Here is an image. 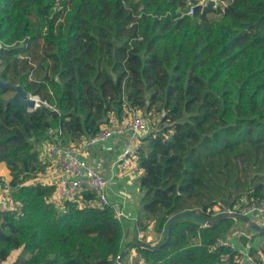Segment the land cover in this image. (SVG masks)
<instances>
[{
    "label": "trees",
    "instance_id": "trees-1",
    "mask_svg": "<svg viewBox=\"0 0 264 264\" xmlns=\"http://www.w3.org/2000/svg\"><path fill=\"white\" fill-rule=\"evenodd\" d=\"M187 1L0 0V74L52 106H15L0 88V163L20 204L0 210V264L18 249L13 264H116L125 229L110 205L60 211L54 186L27 181L45 170L48 129L78 143L129 107L162 114L140 143L136 237L153 222L163 242L185 212L211 222L180 219L166 245H135L144 263H235L238 251L211 249L235 227L213 209L264 200V0L193 15Z\"/></svg>",
    "mask_w": 264,
    "mask_h": 264
},
{
    "label": "built area",
    "instance_id": "built-area-1",
    "mask_svg": "<svg viewBox=\"0 0 264 264\" xmlns=\"http://www.w3.org/2000/svg\"><path fill=\"white\" fill-rule=\"evenodd\" d=\"M209 2H214L217 6L222 1L199 0V3L196 4L194 0H188L186 13L193 15L198 5L206 6ZM35 100L34 108L29 110H35L41 105L52 107L38 96H35ZM155 127L156 123H154L151 112L129 107L127 116L122 120L103 124L99 132L83 137L82 141L78 143L64 144L60 138L61 131L59 129H48V138L39 145L40 163L45 166V170L39 174L49 171V185L54 186V191L48 201L60 211L64 210V204L67 201L77 202L80 207L86 204L94 206L110 205L121 221L128 217V214L120 205L110 200L108 189L115 177L121 176L120 174H127L130 180H138L139 187L140 175L138 174L142 171L139 153L141 139L147 136ZM121 136H125V142L112 159L111 174L103 172L100 165L93 166L88 162L86 155L88 147L103 144L104 149H111L112 141H117ZM10 180L0 175L1 211H13L20 207V204L12 197L13 187L10 185ZM27 183H30V179ZM86 192L93 193L95 199H86ZM123 195L127 199H131L129 193L124 192ZM213 212L214 217H232L235 220V227L232 233L220 236L211 249L215 250L218 246H228L238 251L234 259L235 264H264V251L262 249L264 234L255 231L253 228L250 231L240 227L241 220L248 224L256 223L258 225L264 220V200L251 202L248 198H244L232 207L215 206ZM252 216L253 219H251ZM254 217H258V220H255ZM145 237L148 238L147 242L140 244L143 248L154 247L161 242L155 236L153 227L148 230V233L144 231L138 233L139 240L142 241V238ZM243 239H248L247 244L243 243ZM125 255L123 253L119 255L116 264H145L143 260H137L135 253L131 254L129 260L128 258L125 259ZM228 258L229 255H226L222 257V260L226 261Z\"/></svg>",
    "mask_w": 264,
    "mask_h": 264
},
{
    "label": "crops",
    "instance_id": "crops-1",
    "mask_svg": "<svg viewBox=\"0 0 264 264\" xmlns=\"http://www.w3.org/2000/svg\"><path fill=\"white\" fill-rule=\"evenodd\" d=\"M117 120L114 116L110 118L109 122H116ZM125 142V136H121L117 139V141H112L111 149H104L103 144L91 146L86 149V155L88 162L93 166L100 165V168L106 174H111L110 166L112 163L113 157L120 151L121 146ZM49 171H46L43 174H38L36 177H32L30 179V183H45L49 184ZM143 170L138 174L142 175ZM0 175L4 176L8 180L11 179L10 170L8 169L5 162L0 163ZM115 177V180L112 181V185L109 187V198L112 202L120 205L128 214V217L122 220L124 224V242L122 253L126 254L125 259L130 258L131 254L135 253L137 260H142L141 256L137 252V248L135 247V242H133V238L136 237V223L139 218V210H140V199H141V191L138 187V180H130L127 174ZM124 192H127L131 195V199H127L126 196L123 195ZM258 220V217L255 218ZM1 223V222H0ZM261 227H264V220L259 224ZM154 227V223L152 222L149 226V230ZM154 229V228H153ZM155 230V229H154ZM251 231V230H250ZM133 243V247L130 248L128 244ZM139 245V244H137ZM264 251V245L262 246ZM22 249L14 250L11 255L8 257L3 264H13L17 258L20 256Z\"/></svg>",
    "mask_w": 264,
    "mask_h": 264
},
{
    "label": "water",
    "instance_id": "water-1",
    "mask_svg": "<svg viewBox=\"0 0 264 264\" xmlns=\"http://www.w3.org/2000/svg\"><path fill=\"white\" fill-rule=\"evenodd\" d=\"M0 88L2 90H12L14 92V94L8 99L9 103H12L15 106H25L28 109H33L35 104H36V100H35V95L29 93L22 85L20 84H15L12 81H6L4 80V78H2L1 74H0ZM227 217V216H225ZM184 218H192L196 221H199L200 223L204 224V225H210L211 222L200 218L196 213L193 214H189L187 212L179 214L175 217H172L167 225H166V239L161 242L160 244L156 245V248L162 247L164 245H166V243L168 242L169 238H170V227L171 225L176 222L177 220L180 219H184ZM250 226L257 232L264 234V228L259 226L256 223H251ZM121 261V259L119 260V262ZM118 264V263H117Z\"/></svg>",
    "mask_w": 264,
    "mask_h": 264
},
{
    "label": "rangeland",
    "instance_id": "rangeland-1",
    "mask_svg": "<svg viewBox=\"0 0 264 264\" xmlns=\"http://www.w3.org/2000/svg\"><path fill=\"white\" fill-rule=\"evenodd\" d=\"M151 116H152V118L154 119V123H156V127H157V124H158V122H159V118H161V116H162V114L161 113H159L158 111H155V110H153V111H151ZM32 177H30V179H31ZM142 196V195H141ZM256 214H258V213H256ZM251 219H253V216L251 217ZM240 224H241V228L242 229H244V230H252V227L250 226V224H248V223H245V222H243L242 220L240 221ZM154 228V227H153ZM148 233V232H147ZM154 233H155V236L157 237V239L158 240H160V241H162L163 239H164V233L163 232H161V233H158V232H156L155 230H154ZM145 239V241H143ZM147 240H148V238L147 237H145V238H142V241L141 240H139V238H133V242H135V245H137V244H145L146 242H147ZM145 242V243H144ZM132 243V242H131ZM152 243H154V242H152ZM263 246V245H262ZM130 248H132L133 247V245H130L129 246ZM235 262V261H234ZM223 264H235V263H232V262H228V261H226V262H224Z\"/></svg>",
    "mask_w": 264,
    "mask_h": 264
}]
</instances>
